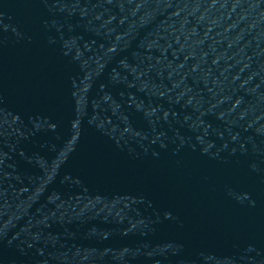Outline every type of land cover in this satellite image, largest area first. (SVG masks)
I'll return each instance as SVG.
<instances>
[{"label": "water", "instance_id": "95a60500", "mask_svg": "<svg viewBox=\"0 0 264 264\" xmlns=\"http://www.w3.org/2000/svg\"><path fill=\"white\" fill-rule=\"evenodd\" d=\"M261 220L264 0H0V264Z\"/></svg>", "mask_w": 264, "mask_h": 264}]
</instances>
